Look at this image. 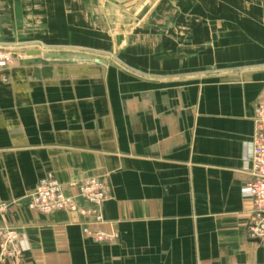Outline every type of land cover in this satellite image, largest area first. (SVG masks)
<instances>
[{"label": "crops", "instance_id": "crops-1", "mask_svg": "<svg viewBox=\"0 0 264 264\" xmlns=\"http://www.w3.org/2000/svg\"><path fill=\"white\" fill-rule=\"evenodd\" d=\"M163 1L139 28L112 0H0V47L16 50L0 69V227L25 264H264L242 195L264 5ZM45 54L68 62L36 64ZM48 175L83 209L70 184L103 178V221L28 210Z\"/></svg>", "mask_w": 264, "mask_h": 264}, {"label": "built area", "instance_id": "built-area-1", "mask_svg": "<svg viewBox=\"0 0 264 264\" xmlns=\"http://www.w3.org/2000/svg\"><path fill=\"white\" fill-rule=\"evenodd\" d=\"M13 60V54L0 49V69H4ZM253 122L255 133L249 158L248 173L251 181L242 188V195L252 201V211L247 223V234L251 240L264 243V89L257 103ZM76 190V197L81 198L90 206L80 208L75 198L67 196L62 185L52 176L42 179L36 188L22 200L28 210L38 214H52L58 211L76 212L81 216H91L96 224L103 221L101 208L109 197V187L103 178H89L78 183H71ZM9 209L8 204H0V215ZM89 235V231H84ZM97 242H108L114 235L103 233L90 234ZM23 248L19 234L6 226L0 227V264L13 262L25 264Z\"/></svg>", "mask_w": 264, "mask_h": 264}, {"label": "rangeland", "instance_id": "rangeland-1", "mask_svg": "<svg viewBox=\"0 0 264 264\" xmlns=\"http://www.w3.org/2000/svg\"><path fill=\"white\" fill-rule=\"evenodd\" d=\"M157 1L158 0H112L114 7L116 8L117 11H118V9H119V11L123 9L124 13H126L127 15H131V17H133L135 19H140V18L144 17L146 15V13H148V11L154 6V4ZM201 1H203V3L207 6L210 5V6L215 7L217 5L216 0H201ZM163 2H165V1H163ZM185 2L186 1H184V0H181L179 2V4H180L179 7H181L183 10H185V7H184V4H186ZM239 2L240 3L247 2L248 4H251V5L254 4V2H255V4H260L262 6L264 5V0H239ZM161 3H162V1L160 2V4ZM198 3H200V2H198ZM220 5H221V3L218 4V6H220ZM207 6L201 7L202 11H204L205 14H206V12H208L206 10ZM117 19L119 22H121L119 18H117ZM0 49L6 50V51L11 52V53L13 51L16 52L15 48H10V47L9 48L8 47H0ZM24 57H27L26 54H20V58L23 59ZM65 62H68V61H65Z\"/></svg>", "mask_w": 264, "mask_h": 264}, {"label": "water", "instance_id": "water-1", "mask_svg": "<svg viewBox=\"0 0 264 264\" xmlns=\"http://www.w3.org/2000/svg\"><path fill=\"white\" fill-rule=\"evenodd\" d=\"M163 0H158L154 6L150 9V11L143 17V19L141 20L140 24L138 25L139 28H142L144 26V24L146 23V21L149 19L150 15L152 14V12L156 9V7L160 4V2ZM168 1H173L174 0H168ZM118 45L115 44V54L118 55ZM31 55H40L38 52H32ZM66 61L67 60V56H62V55H58V54H45L43 55L42 60H37L35 61L36 64H42L45 66H49V62L48 61Z\"/></svg>", "mask_w": 264, "mask_h": 264}, {"label": "bare ground", "instance_id": "bare-ground-1", "mask_svg": "<svg viewBox=\"0 0 264 264\" xmlns=\"http://www.w3.org/2000/svg\"><path fill=\"white\" fill-rule=\"evenodd\" d=\"M117 18H119L117 15H113L112 16V19H114L115 21H114V23H117V22H119L118 21V19ZM119 37H121V36H119ZM34 47V46H33ZM38 47V46H37ZM6 49V48H5ZM44 52V51H43ZM25 54V53H24ZM27 56V55H26ZM24 58H27V57H24ZM79 63H84L83 61H81V60H77ZM77 62V63H78ZM80 65V64H79Z\"/></svg>", "mask_w": 264, "mask_h": 264}]
</instances>
